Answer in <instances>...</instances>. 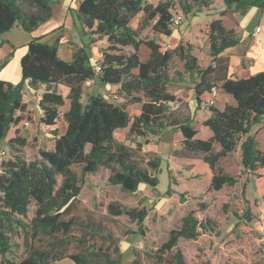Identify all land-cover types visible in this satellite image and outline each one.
<instances>
[{
  "label": "trees",
  "instance_id": "16d2710c",
  "mask_svg": "<svg viewBox=\"0 0 264 264\" xmlns=\"http://www.w3.org/2000/svg\"><path fill=\"white\" fill-rule=\"evenodd\" d=\"M222 1L227 7L264 11V0ZM177 3L183 15L188 16L210 6L211 0ZM171 7L169 0L155 6L144 0H82L75 13L86 40L72 49L69 62L59 57V36L53 43L43 41L44 36L33 38L20 59L21 81L13 85L0 79V146L10 129L23 120L26 104L22 92L26 82L34 91L43 89L38 100L41 124L52 127L60 119L66 123L63 134L53 132L52 150L40 151L38 159L28 162L16 154L0 163V264H57L65 259L73 264H122L121 239L135 232L118 219L126 216L141 232L150 210L109 203L105 214L96 213L78 197L85 179L95 174H106L110 185L129 193H134L140 184L150 188L158 185L154 172L159 160L147 162L151 171L135 166L124 146L114 138L115 131L123 129L127 130V138L146 141L160 136L168 127L178 128L182 143L174 153L202 161L210 173L209 189L215 192L237 183L235 177L218 168V163L239 149L242 173L253 176V187L262 201L260 224L264 231V152L251 134L264 121V71L247 78H229V60L222 54L236 47L240 38L226 29L221 19L209 24L211 63L206 68L199 67L190 45L161 50L154 40L139 39L130 21L140 12L144 13L145 23L154 22V33L171 37ZM50 18V0H0V47L4 43L2 34L14 27L31 33ZM103 41L106 46L99 50L101 60L94 66L90 62L92 49ZM142 45L149 50L145 61L137 54ZM127 47L133 52L125 53ZM11 56L0 64V70ZM175 59L182 63V71L173 70ZM185 75L193 84L197 102L213 88L234 101V105H225L222 110L209 107V115L202 122L211 134L208 139L196 138L192 120L174 116L169 110V105L177 102L169 87L183 82ZM95 80L117 87L116 97L122 103L91 95L84 105L83 85ZM58 86L68 89L69 108L62 114L59 108L65 99L57 92ZM125 103L140 104L139 113L130 118ZM8 143L10 147L24 146L25 140L14 137ZM75 165L80 167L79 177L72 170ZM167 172L170 184L174 181L178 185L172 171ZM166 193L170 195L172 190L168 188ZM198 207L181 217L154 252L134 250L130 264H188L179 242L197 241L216 229L209 219H199L197 215L206 208L203 204ZM30 209L32 216L28 219ZM15 237H20V244L13 241ZM20 248L22 252L18 254Z\"/></svg>",
  "mask_w": 264,
  "mask_h": 264
},
{
  "label": "rangeland",
  "instance_id": "374dc122",
  "mask_svg": "<svg viewBox=\"0 0 264 264\" xmlns=\"http://www.w3.org/2000/svg\"><path fill=\"white\" fill-rule=\"evenodd\" d=\"M58 1V2H57ZM160 1L166 0H144L146 4L155 6ZM172 3V20L180 16L178 24H172L173 33L171 37H165L152 31L153 21L145 23L144 13L135 15L130 26L138 31L139 39L143 41L154 40L161 50L174 49L178 44L190 45L191 54L197 58L200 68H206L211 63L209 56V24L216 19H221L223 26L228 30H233L237 37L242 33H249L260 26L261 44L264 46V11L255 8L227 7L222 0H211V5L201 9L199 12L185 16L179 8L178 0H169ZM56 3V4H55ZM53 3L50 0V7L56 19L60 13H67L65 33L69 36L68 41L61 46L59 55L67 57L69 49L74 48L75 42L81 45L86 38L82 34L83 29L77 21L73 12H66L60 9L65 5L61 0ZM66 7V6H65ZM49 25H45V29ZM34 32V31H33ZM32 33V32H31ZM31 33L22 29H13L2 34L1 39L9 41L16 47V51L8 60L7 68L0 70V79L13 85L21 81L19 48L29 40ZM46 34V33H45ZM250 34V33H249ZM247 35L242 45L234 49L223 52V56L229 60L228 74L230 73L231 57L237 56L241 63L234 70V74L243 76L242 68L251 65L252 45L254 42ZM48 41V40H47ZM7 43L4 47H7ZM106 43L99 42L91 52V64L96 66L101 60L99 50H102ZM125 53H132L133 49L127 47ZM2 50H0L1 55ZM137 54L141 61H145L149 55V50L142 45ZM1 64V62H0ZM173 70L182 71V63L174 60ZM239 77V76H238ZM235 77L234 78H238ZM84 93L81 102L85 105L91 95H100L108 102L121 104L114 99L118 95L117 87L104 86L98 81H91L90 84L83 85ZM43 89L33 93L28 86H24L22 96L26 104V110L22 115L23 120L10 129L0 150L4 149L7 154L4 161L11 160L16 154L21 155L26 161H33L39 158L40 151H50L53 148V132L58 135L64 133L66 123L59 120L54 126L46 127L40 122L42 116L38 108V98ZM57 92L65 99L64 105L59 108L60 113H64L69 108V101L66 99L68 89L58 86ZM169 92L173 94L177 102L169 105V110L175 115L189 117L192 120V127L197 131L196 138L208 139L210 132L202 126V122L209 115V107L206 103L207 95L196 101L193 84L188 76H184L183 82H175L169 87ZM232 98L221 90H218L214 105L222 110L225 105H233ZM130 118L140 111V104H124ZM27 124V125H24ZM258 143V148L264 152V121L254 127L251 131ZM25 140L24 146L14 144L10 147L8 140L11 138ZM117 143L124 146L130 155L132 163L140 168H147L149 160H159V168L154 172L158 179V185L150 188L145 184H140L134 193L125 192L119 186H112L107 181L106 174H95L85 179L81 188L79 200L82 204L96 213H106V206L109 203H117L124 208L147 207L150 212L142 223V231H138V225L128 220L126 216H121L118 220L126 228H130L135 234L121 239L120 249L123 253L122 264H130L133 259V251L154 252L163 243L171 229L175 228L181 219L189 211H197L199 204L205 206V211L197 216L199 219L207 218L216 229L212 233L201 235L197 241H180L178 246L185 255L188 264H264V231L260 224L262 213V201L253 187V176L249 173H242L240 165V150L237 149L232 155L223 158L218 163L224 173L236 178L237 183L233 186H225L220 191L209 189L210 173L206 165L200 160L186 159L177 156L174 152L179 150L182 143V136L178 128L168 127L163 130L158 137L143 139L127 138V130H117L114 133ZM139 144V146H137ZM89 146L86 147V152ZM172 171V175L178 182L170 184L167 170ZM72 170L79 177L80 167L72 166ZM150 170V169H149ZM151 171V170H150ZM172 193L168 195L167 189ZM236 214V215H235ZM32 216V209L29 210L28 219ZM15 243L20 244V237L13 238ZM22 248L18 250V254ZM57 264H73L65 259Z\"/></svg>",
  "mask_w": 264,
  "mask_h": 264
},
{
  "label": "crops",
  "instance_id": "0c3cea01",
  "mask_svg": "<svg viewBox=\"0 0 264 264\" xmlns=\"http://www.w3.org/2000/svg\"><path fill=\"white\" fill-rule=\"evenodd\" d=\"M61 1L65 3V5L63 7L61 5H59V4H57L54 7H57L58 6V8L64 9L68 13L69 12H73L74 15H75V17H76V13H75L76 12V9H77L78 5L80 4V2L82 0H61ZM52 2L55 3L56 0H52ZM66 21H67V13H65V14L64 13H60L58 15V19H56L55 16H53V13H52V10H51V18L47 22L41 24L37 29H35V31L31 33L32 36L29 38V40L25 41V43L19 48V50L21 51V54L18 57L19 58V61H20V59L22 58V56L27 51L26 44L31 39H33V38H39V37H42V36H44L43 41L48 42V43H53L54 40L58 36L60 37V41H59L60 42V45H59V49H58V54H59L60 53V50H61V46H64V43L66 41H68V38H69V36L67 35V33H65V30H66ZM45 25H49V26L45 29L44 28ZM256 27H260V26L258 25ZM19 28L20 27L17 26V27H14L13 29H19ZM13 29H11V30H13ZM253 32H254V30H252L251 32H249L250 34L249 33H245V32L242 33L241 37H239L240 38V42L236 46V47H238V46L242 45V42L244 41V38H246V36L248 34L250 35V38L254 42V44L252 45V48H253L252 49V52L249 54L251 56V59H252L251 65L249 67H246L245 70L242 68V73H244L243 76L234 74L233 72H234V70H236L239 67V65L241 63V60L237 56H232L231 57V65H230L229 78L235 79L234 76L235 77H238L239 76L238 79L247 78L250 75H253L255 73L263 72L264 71V46H263V44L260 43L261 42V33H262L261 27H260V33L257 34L256 37H252V33ZM2 41L4 43L0 47V50H2L1 55H0V62L1 63L5 60V58L10 53H14L16 51L15 50L16 47L14 45H11V43L9 41H6V40H2ZM5 43L8 44L6 48L4 47V44ZM81 45H82V43H81ZM81 45H78L75 42V44L73 46L75 47V46H81ZM234 48H231V49H234ZM71 56H72V49L71 48L69 49V54H68V56L66 58L59 55V57L62 60L67 61V62H69L71 60ZM7 65H8V62L6 63V65L1 70H4L5 68H7ZM20 75H21V68H20ZM25 85L28 86L27 85V82H26ZM30 91L33 92V93L38 92V91H34L32 89H30ZM40 97L38 99H40Z\"/></svg>",
  "mask_w": 264,
  "mask_h": 264
},
{
  "label": "built area",
  "instance_id": "2783aa9c",
  "mask_svg": "<svg viewBox=\"0 0 264 264\" xmlns=\"http://www.w3.org/2000/svg\"><path fill=\"white\" fill-rule=\"evenodd\" d=\"M180 20H181V17L178 16V17H176V19L172 20V24L176 25L179 23ZM259 33H260V27H256L254 29V32L252 33V37H256L257 34H259ZM98 70H99V68H96V71H98ZM90 83H91V81H86L84 84L88 85ZM217 94H218L217 89H215V88L211 89L210 93L207 94L206 103L210 106L214 105ZM113 97H114V99H117L116 95H114ZM24 125H27V124H24ZM6 154H7L6 150H4V149L0 150V163L2 161H4Z\"/></svg>",
  "mask_w": 264,
  "mask_h": 264
}]
</instances>
